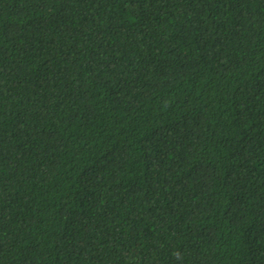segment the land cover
I'll return each instance as SVG.
<instances>
[{
  "label": "trees",
  "instance_id": "16d2710c",
  "mask_svg": "<svg viewBox=\"0 0 264 264\" xmlns=\"http://www.w3.org/2000/svg\"><path fill=\"white\" fill-rule=\"evenodd\" d=\"M0 264H264V0H0Z\"/></svg>",
  "mask_w": 264,
  "mask_h": 264
}]
</instances>
